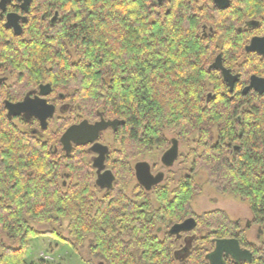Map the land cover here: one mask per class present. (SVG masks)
Instances as JSON below:
<instances>
[{"label": "trees", "instance_id": "1", "mask_svg": "<svg viewBox=\"0 0 264 264\" xmlns=\"http://www.w3.org/2000/svg\"><path fill=\"white\" fill-rule=\"evenodd\" d=\"M50 1L55 24L48 18L39 23V11L20 36L0 24V264H34L26 250L42 235L74 249L89 240L90 253L105 264H211L218 240L237 239L252 260L226 258L225 264H264V241L249 242L240 221L224 211L196 216L191 210L201 192L196 178L205 170L211 186L247 202L250 223L264 226V95L243 94L251 76L264 77V58L245 50L264 35V0H231L226 10L212 0L205 10L175 0L165 18L158 0L39 5ZM218 55L240 75L233 93L221 72L210 69ZM47 84L60 115L46 130L37 119L9 116L7 102ZM101 118L124 122L111 130L118 146L108 161L115 181L105 191L86 161L88 147L74 146L68 154L61 143L72 125ZM167 134L190 147L182 156L184 164L191 162L188 174L152 192L136 183L129 196L135 164L168 150ZM189 218L197 223L193 231L181 238L170 233ZM65 220L68 238L61 234Z\"/></svg>", "mask_w": 264, "mask_h": 264}, {"label": "water", "instance_id": "2", "mask_svg": "<svg viewBox=\"0 0 264 264\" xmlns=\"http://www.w3.org/2000/svg\"><path fill=\"white\" fill-rule=\"evenodd\" d=\"M216 5L222 9H228L231 6V0H215ZM6 0L1 1V7L4 9ZM27 11L25 6L24 8ZM253 26H257L258 22H251ZM6 28H11L16 36L23 34V27L19 24V19L16 15H9ZM247 53H257L264 58V36H255L245 48ZM210 69L219 70L222 73L225 83L228 84L230 92L233 93L236 84L240 80L239 74H233L231 70L226 68L223 63L222 55H218ZM251 90L256 91L260 95H264V77L253 75L250 78L249 85L243 90V94L247 95ZM52 87L50 85H41L39 88V95L35 98L31 96L25 97L22 101L17 103L7 102L6 107L11 118L25 117L38 119L41 129L48 128V121L52 119L57 111L54 104H50L46 97L52 94ZM123 121L113 120L108 121L101 118L95 123H90L87 120L79 124L72 125L61 137V143L66 153H72L74 146H88L92 145L90 149L92 153L99 155L94 163V168L97 169V185L102 190H109L113 187L115 176L110 169L106 170L105 160L109 152L107 145L99 142L100 136L107 130H116ZM179 158V141L172 140V146L163 154L162 163L166 168L174 166ZM135 176L137 182L148 192L152 191L154 187L160 185L165 176L163 173L154 175L152 167L148 162L141 161L135 165ZM197 226L194 218H189L183 223L176 224L171 229L170 233L176 235L178 238L182 237V233L193 231ZM226 258H232L237 262L251 261L252 254L249 250L243 249L237 239H221L216 242L213 252L208 255L211 264H225Z\"/></svg>", "mask_w": 264, "mask_h": 264}, {"label": "rangeland", "instance_id": "3", "mask_svg": "<svg viewBox=\"0 0 264 264\" xmlns=\"http://www.w3.org/2000/svg\"><path fill=\"white\" fill-rule=\"evenodd\" d=\"M159 12L161 11L159 10ZM167 13L168 11H165L162 14V17L165 18ZM9 83H13V81L11 80ZM56 115H60V113L57 112ZM16 123L21 128H24L20 122L17 121ZM103 135V140H101V138L100 140L105 145L109 146L111 152H113L112 150L118 148V146L114 143L111 130L105 132ZM167 136L169 140L173 139L172 135L167 134ZM189 149L190 147L188 145L179 142V158L171 168H165L161 162V158L165 153L164 151L155 150L148 153L143 158H140L138 162H148L152 166L154 174H157L158 172L163 173L165 179L161 184H164L169 178L173 179L174 182L177 183L181 177L188 174L191 168V162L184 164L182 159L183 155H187L189 153ZM87 156L86 161L92 164V154H88ZM107 168L112 169L110 162L108 163ZM196 181L201 188L200 194H198L191 203V210L196 216H202L203 214L213 211H224L230 219L240 221L241 226L246 229V238L249 242L259 243L260 241H264V226L261 228L256 224H253L252 226L250 225V227L248 226V224L253 220V215L247 202H243L231 195L220 194L216 188L207 182V173L205 170H202L199 173ZM136 183L138 182L133 181L128 186L127 194L129 196L132 195ZM175 186L176 185H173L172 188H175ZM150 195L155 207L159 208L160 205L155 195ZM102 196L103 192H99V197ZM31 226L41 231H48L50 229L48 226L35 223H31ZM67 226L68 220H65L61 230V234L64 238L69 237ZM258 228L262 231L260 239H258L260 232ZM2 240L8 245H12V242H10L6 237H3ZM89 244L90 241L88 240L83 246L74 249L70 244L57 239L53 235H42L37 238H32L29 241V246L26 250V259L30 263L34 264H105L100 257H94L90 253ZM180 244L184 245L182 241ZM190 244V242L186 243L187 246Z\"/></svg>", "mask_w": 264, "mask_h": 264}, {"label": "flooded vegetation", "instance_id": "4", "mask_svg": "<svg viewBox=\"0 0 264 264\" xmlns=\"http://www.w3.org/2000/svg\"><path fill=\"white\" fill-rule=\"evenodd\" d=\"M1 1L2 0H0V24H4V26H5V24H7L9 15H16L18 17V19H19V24H21L22 27H24V24H29L30 18H31V14L33 13V11H35V12L39 11L38 12L39 14H36L35 17H37V19L39 20V23L41 22V24H46V19L47 18H48V20L50 21L51 24H55V22H56V18H57L58 12L55 9H53V7H52L53 5L51 4L52 3L51 1H50V3L48 5L43 4V6L40 7L39 3L42 0H6V5H5L4 9L1 7ZM178 1H180V0H178ZM181 1H183V0H181ZM186 1H188L189 3H191L194 6L198 7L199 9H203V10L211 9L210 7H212L211 4H208V2H209L208 0H186ZM174 2H175V0H158V6L165 5L164 6V7H166L165 10L169 11L171 9V5H173ZM212 3L217 9L222 10L216 5L215 0H212ZM25 6L27 8V11L24 9ZM9 29H11V28H9ZM11 30L13 31V29H11ZM205 31L207 32V29H205ZM13 33H14V31H13ZM38 95H39V90L36 93H33L30 96H31V98H35ZM46 99L49 102V96L46 97ZM50 104H52V103H50ZM56 108H57V111H58V107H56ZM57 111H56V113H57ZM31 119H33V118H31ZM34 119H36V118H34ZM107 131H109V130H107ZM107 131H105V132H107ZM104 133H102L101 136ZM101 136H100V138H101ZM172 140L173 139H171L170 147L172 146ZM99 142L101 144H104L103 142H101L100 139H99ZM87 147L90 150L92 148V145H88ZM109 154H110V148H109V152H108V154L106 156V160H105L106 170L108 169L107 167H108V161H109ZM91 157H92L91 158L92 159V165L94 166L95 160H96V158L99 157V155L92 153ZM161 162H162V158H161ZM95 171H96V174H97V169H95ZM152 173H153V168H152ZM159 173H161V172H158L157 174H159ZM157 174H154V175H157ZM97 177H98V175H97ZM250 225L252 226L253 224L249 223L248 226L250 227ZM259 227L261 228L262 226H259ZM260 228H258L259 231H260L258 239H260V235L262 234V231L260 230Z\"/></svg>", "mask_w": 264, "mask_h": 264}]
</instances>
